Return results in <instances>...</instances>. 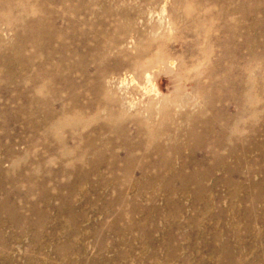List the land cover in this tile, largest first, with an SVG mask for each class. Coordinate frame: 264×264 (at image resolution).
Returning a JSON list of instances; mask_svg holds the SVG:
<instances>
[{"label":"rangeland","instance_id":"obj_1","mask_svg":"<svg viewBox=\"0 0 264 264\" xmlns=\"http://www.w3.org/2000/svg\"><path fill=\"white\" fill-rule=\"evenodd\" d=\"M13 1L25 7L5 8L6 58L30 55L23 28L38 8L59 94L39 103L34 127L9 116L0 127V264H264V0ZM76 38L88 62L105 57L102 77L138 80L125 96L150 120L95 115L85 66L66 78L55 67ZM65 103L87 129L60 123ZM87 137L89 161H66Z\"/></svg>","mask_w":264,"mask_h":264},{"label":"bare ground","instance_id":"obj_2","mask_svg":"<svg viewBox=\"0 0 264 264\" xmlns=\"http://www.w3.org/2000/svg\"><path fill=\"white\" fill-rule=\"evenodd\" d=\"M13 2V0H0V22L7 19V17L9 16L10 10L5 9L8 5L11 8L15 5L14 7H16L17 9H24L25 5H23V3H17L18 1L14 3ZM29 19V26L28 28H23V34L28 36V42L31 44V53L29 56L21 55L18 59V63L14 66L11 65L10 59L8 60L6 58L7 54H5L4 43L0 35V95L8 96L7 99L10 100L9 102L12 101L11 103L14 102L16 105L10 110L3 107L0 108V127H5V125L10 122V124L14 125V128L16 125L20 124H30L34 127L35 115L38 111L39 103L43 102L44 105H47L50 102L58 100L57 96L59 93L54 92L53 89L58 85L57 83L59 82L51 78L50 75V66L53 63V58L50 55L51 52L49 48L51 35L44 24V13L38 8L33 9L31 10ZM19 22L27 23L25 19H20ZM98 24H100V22H98ZM2 35V37L6 38V41H10L11 33L9 31L3 30ZM86 36L87 35H82V39H84ZM98 36H103V33L98 32ZM82 39H73L71 42L74 47L70 51L68 47L66 51L63 50L65 43L64 45L62 43L60 45V49L61 47L62 49L57 53L55 52V58L57 57L58 61L55 67L62 69V76L66 78L68 75H70L71 69L81 70L82 67L85 66L86 73H82L81 76H79L78 80L81 81L82 85L90 84L91 86H93L94 89H92L93 91L91 94H93L94 97L99 98L97 100H99V103L101 102L100 105H105V108L100 105L98 106L97 112L95 114L97 117H99V114L104 113L109 109L114 112V116L111 120H115L114 122L117 125L121 123V117H125L127 121H130L132 118H137L136 114H139L142 121L146 122L147 120H150V111H148L149 109L144 108V106L142 109L134 107V104L128 101L129 99L127 100L125 96V93H127L126 88L131 83H135V85L137 84V86L141 87V85L137 82L138 80H135L132 76H130V81L128 83V80L124 78V73V77L118 84L115 83L114 79L111 77H102L100 75L101 67L104 63L105 57L100 56L97 58L94 57L95 55H92L91 60H89L88 62V56L78 55L80 49L85 48L87 50L89 48V45L82 44ZM88 42L92 44L91 47L94 46L96 49L103 47L101 45V41H97L96 37L93 38V36H91V38L88 39ZM122 45L123 42L117 39L113 41L112 45H110L108 49L110 50V52L117 51V49ZM133 46L134 45L131 43V45H129L128 47H130L132 50V48L135 47ZM169 63L170 65H174V63L171 61ZM90 67H94L97 70V77H91L92 79L88 77ZM145 79L146 84H144L142 88L148 94L149 92H156V101L154 105H156L155 108L158 109L157 111L159 112L160 107L162 105L164 106L163 102L165 103V100L160 99L159 93L157 91L158 89L156 90V88L152 86L153 80L151 74H146ZM64 82L67 83V80H65ZM74 95H76L74 94V92L67 93V96L70 99H73ZM62 108L64 113L60 116V123L64 125L66 124L70 129L85 130L88 128L89 122L87 120L83 121L76 118L80 115L78 111L70 107V105H68L67 103L62 105ZM8 116L10 117V122L9 120L8 122L6 121ZM22 118H24V122L21 123L20 121L22 120ZM123 120L125 119L123 118ZM90 139V137H87V140H85L84 142L83 140H80L79 145L74 149H64L62 154L64 155L66 161H89L88 153L90 151V148L87 146H83V143H88ZM117 157L119 156L117 155ZM113 161L120 160L119 158H117ZM123 161H125V159H123Z\"/></svg>","mask_w":264,"mask_h":264}]
</instances>
